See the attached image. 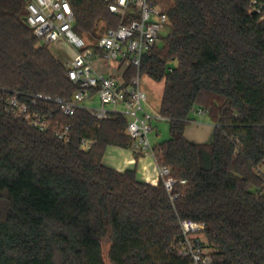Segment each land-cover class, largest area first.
Returning <instances> with one entry per match:
<instances>
[{"label": "trees", "instance_id": "trees-1", "mask_svg": "<svg viewBox=\"0 0 264 264\" xmlns=\"http://www.w3.org/2000/svg\"><path fill=\"white\" fill-rule=\"evenodd\" d=\"M150 1L171 20L140 67L165 82L170 137L154 148L171 191L103 162L108 146L132 147L123 113L71 116L39 101L71 124L65 142L4 110L15 92L72 100L78 86L26 22V0H0V264H106L105 241L112 264H191L174 248L183 220L205 224L214 264H264V19L252 0ZM69 2L93 42L102 21L119 24L105 0ZM199 110L215 125L206 142L185 134Z\"/></svg>", "mask_w": 264, "mask_h": 264}, {"label": "built area", "instance_id": "built-area-1", "mask_svg": "<svg viewBox=\"0 0 264 264\" xmlns=\"http://www.w3.org/2000/svg\"><path fill=\"white\" fill-rule=\"evenodd\" d=\"M109 10L120 17L119 24L100 33L95 42H90L74 29V13L69 0H26V22L35 36L43 43L63 42L73 48V56L65 63L69 78L78 86L72 100L52 98L45 93L24 95L15 92L7 96L4 110L15 117L28 120L41 130H51L61 140H71V124L61 123L51 109L33 108L39 101H53L66 115H74L77 108H85L99 119L111 117L114 112L128 117L127 132L133 140L135 153L146 151L153 157L160 177L168 191L175 180L169 176L170 169L161 167L149 133L153 130L152 119L164 118L146 109L148 95L141 84L140 67L143 55L154 47L170 27L171 20L165 10L150 0H105ZM250 9L264 19V0H252ZM168 31V33L170 32ZM104 60L109 62V74ZM112 61H118L122 74L111 73ZM136 67L137 73L125 77L126 69ZM24 96V97H23ZM97 97L101 105L91 107L83 104L86 99ZM122 106L120 108L119 106ZM205 113L201 110L197 111ZM92 139H83L89 148ZM185 180H182L184 182ZM205 224L193 220L181 222L182 236L174 248L181 255L190 256L191 264H214L213 248L209 247L204 235Z\"/></svg>", "mask_w": 264, "mask_h": 264}, {"label": "rangeland", "instance_id": "rangeland-1", "mask_svg": "<svg viewBox=\"0 0 264 264\" xmlns=\"http://www.w3.org/2000/svg\"><path fill=\"white\" fill-rule=\"evenodd\" d=\"M106 30V23L104 21L101 22V26L99 28L98 34L102 33L103 31ZM170 30V27L166 28L163 31L162 35H165L168 33ZM85 39H87L90 42H93L90 38H88L86 35ZM50 50L57 56L59 60L62 62H67L70 61L73 53L71 49L63 42H58V43H50L48 44ZM103 63L105 64V68H100V71L108 75L109 74V62L108 60H104ZM119 62L118 61H112L111 63V73L113 75H120L121 72H119L120 69L117 68ZM175 64V63H174ZM141 84L142 87L145 89L148 95V102L144 104L146 109L150 110L154 114H158L160 112V107H161V102H162V96H163V90H164V80L162 81H157L152 79L146 74L141 75ZM83 104L86 106H91V107H99L101 105L100 100L95 97L93 100L86 99L83 101ZM122 108V106H119ZM204 121L207 123H211L208 115H204ZM199 120V118H197ZM153 130L149 133L150 140L153 145H156L170 137V129H169V123L166 119L164 118H154L151 121ZM205 239L206 235H204ZM109 242L105 241L103 243V255L106 264H112L109 260L108 257V250H109Z\"/></svg>", "mask_w": 264, "mask_h": 264}, {"label": "crops", "instance_id": "crops-1", "mask_svg": "<svg viewBox=\"0 0 264 264\" xmlns=\"http://www.w3.org/2000/svg\"><path fill=\"white\" fill-rule=\"evenodd\" d=\"M66 45L71 49L72 53H74L73 48L68 44ZM122 70V68L119 70V72H121L120 74H122ZM204 115L207 116V113L196 112L195 120L187 126L185 134L190 140L195 142H206L212 137L215 125L211 121L209 115L208 117L211 123L205 122ZM197 118H199V120ZM103 162L107 166L118 171H124L128 168H136L139 179L150 184L156 185L161 179L153 157L146 151L135 153L132 147L110 145L107 147Z\"/></svg>", "mask_w": 264, "mask_h": 264}]
</instances>
